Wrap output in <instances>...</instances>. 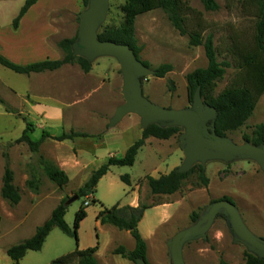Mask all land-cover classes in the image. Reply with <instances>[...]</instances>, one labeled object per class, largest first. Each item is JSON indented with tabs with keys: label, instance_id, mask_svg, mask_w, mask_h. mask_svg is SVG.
<instances>
[{
	"label": "rangeland",
	"instance_id": "1",
	"mask_svg": "<svg viewBox=\"0 0 264 264\" xmlns=\"http://www.w3.org/2000/svg\"><path fill=\"white\" fill-rule=\"evenodd\" d=\"M91 1L88 0L87 7L82 6L81 0L43 1L42 4L45 2L52 5L64 3L70 8L76 4L79 8L77 14L66 12L52 15L54 19L63 22L59 27V36L52 39L56 46L58 40L63 39L76 37L77 42L80 15L90 7ZM182 1L191 10L200 13L201 18L207 24V30L203 36L208 34L212 36L217 52V61L227 62L231 66L225 69L222 80L216 85L214 95H217L230 82L235 72L232 67L234 57L229 50L230 44L236 38L250 41L254 17L241 11L237 0H215L218 5L216 11H205L199 0ZM24 2L25 0H0V20L10 18L4 11L8 13L10 9H13L12 13L17 14ZM124 2L125 0H106L102 8L105 18L97 26L91 23L89 34H97L104 27H117L123 18L121 8ZM182 16L188 31L196 28L197 21L194 13L186 11ZM135 37L137 46L141 48L140 60L150 66L148 68L150 71L162 64H170L173 67L172 71L167 73L164 78L158 79L159 88L155 86L153 80L156 79L155 77H137L139 85L142 86L143 95L154 105L165 107L167 110L181 107L178 102L173 104L172 101L183 102L185 109L192 110L193 103L187 102L185 75L195 69L206 68L207 60L203 47L189 46L188 37L179 35L169 23L166 13L159 9L137 18ZM97 62L96 67L91 69V73L94 72L96 76L103 77L107 81L110 78L114 60L100 58ZM5 72L15 77L11 71L6 69ZM121 79V74L117 72L116 83L113 86L115 92L113 99L119 104L124 103L120 90L121 84H123ZM63 84L66 85L65 78L59 81L58 86ZM94 86L96 84H93L92 87ZM25 87L27 86L22 84L19 87L20 92ZM92 87H88L84 91V95L87 96L84 103L77 102L75 106L66 110H69L68 113L71 115H77L81 110V114L84 113L87 118V127H92L91 130L95 131L99 125L98 121L89 122V118L97 117L100 112L110 109V106L107 107L108 104L103 102L98 104V101H101L104 94L108 92L105 90L92 94ZM159 93L164 99L155 96ZM0 109L5 112L4 117H0V189L7 163L13 172V185L19 190L21 196V200L16 206H10L0 197L2 220L0 249H7L32 237L35 229L49 218L53 209L62 200H68L76 195L77 190L85 183L82 182L90 170H95L105 161L107 162L105 160L107 153L111 152L114 153V156L120 157L122 148L118 147L119 139H112L117 138L116 135L105 138L104 145L99 147H94L97 144L95 139L79 140L76 144H74V140L58 142L49 135L48 132H52L48 129L49 124H46L47 128L42 123L30 122L21 113V108L14 105L13 100L9 99L6 94L0 93ZM130 121L126 118L120 125L124 124L123 127L131 132L130 137H132L133 125ZM210 122L208 120L200 126V133L204 137L211 134ZM28 123L31 124V127H28ZM258 124H264V94L257 102L255 110L246 124L238 131L227 134L226 143L244 145L242 136L250 135ZM178 125L182 128L179 135L166 141H158L154 145L146 143L138 152L132 166H111L107 174L98 182L95 191L66 206L64 221L70 230H73L74 216L79 207L85 208L86 218L80 223L77 230V247L79 250H83L98 245V251L95 254L97 264H133L113 254L119 246H123L128 251L133 249L134 241L130 234L109 225H101L95 218L103 208L109 209L117 203L120 206L130 204L134 191L139 193V203L160 204L159 207L146 210L145 216L137 227L139 232L145 234L159 226L146 244L149 264H173L170 244L175 235L203 226L212 204L215 201L224 200V198L234 204L244 231L250 237L264 243V170L253 157L233 155L228 160H224L223 156L208 159L203 165L206 177L209 179L206 188L196 187L194 185L196 179L191 177L180 191L172 195L153 196L150 194L146 185V176L157 178L169 173L174 165H178L179 169L182 166L183 150L186 143L180 140V136L186 135L187 141L190 140V137L187 126L181 123ZM52 127H55L54 130L57 133L67 130L66 124H63V128L59 129L57 126ZM26 128L29 130L27 134L32 141L42 139L36 153H32L26 144L15 142ZM137 140H133L132 145ZM127 141L129 140L127 139ZM72 148H78L80 161L88 168L87 170L86 167L84 170L66 169L69 182L64 187L58 188L45 176L43 163L47 161L55 164L54 159L56 158H71ZM197 164H201L199 160L195 161L192 167ZM122 176H128L129 185L121 180ZM30 178L36 180L39 185L37 194H32L25 186L26 180ZM92 199L97 202L91 203ZM86 203L88 204L86 205ZM192 216H196V222L191 221ZM235 238L227 212L220 209L216 212L210 228L203 236L189 237L179 243L180 259L183 264H217L220 259L228 264H244L245 254L261 256L258 251L244 242L236 241ZM75 249V237L67 236L54 228L47 236L41 250L27 252L19 264H50L53 260L73 252ZM0 264L5 263L0 260Z\"/></svg>",
	"mask_w": 264,
	"mask_h": 264
},
{
	"label": "trees",
	"instance_id": "2",
	"mask_svg": "<svg viewBox=\"0 0 264 264\" xmlns=\"http://www.w3.org/2000/svg\"><path fill=\"white\" fill-rule=\"evenodd\" d=\"M37 1L25 0L17 17L13 20L12 26L14 28L18 26L19 20ZM199 1L205 11L218 10L215 0ZM81 3L83 7L88 6V0H81ZM237 3L241 11L254 17L252 35L250 41L237 38L232 40L229 50L234 57L232 67L235 72L230 82L217 95H214L216 85L222 80L225 69L231 66L227 62L217 61V52L212 36L210 34L203 36V33L207 30V24L201 18L200 13L188 8L182 0H125L121 8L123 18L120 24L117 27L102 28L97 33V39L101 42L112 41L127 46L135 61L146 68H150L146 62L140 60L141 48L137 46L134 38L135 21L137 17L157 9L166 13L169 23L179 35L188 37L189 46L203 47L207 60L206 68L195 69L185 75L188 103L191 104L193 102L194 95L199 90L203 104L213 108L216 113L212 124L214 134L217 137L224 138L227 134L238 131L246 124L247 120L252 116L257 102L264 94V0H237ZM186 11H191L196 16V28L190 31L187 30L185 19L182 16L183 12ZM75 42L76 37L63 39L57 43V48L62 53L60 60H44L28 65H18L0 55V66L16 74L30 75L55 71L65 65H70L77 66L84 74H87L91 71L92 64L85 58L73 54L72 46ZM172 69L173 67L170 64H162L153 70L152 76L164 78ZM27 125L31 127V124L28 123ZM28 131L26 128L21 137L15 142L26 144L32 153H36L42 139L32 141L27 134ZM181 132L182 128L179 126H163L160 122L149 124L142 129L140 139L127 149L123 158H109L106 163L92 171L82 187L77 190L76 195L78 198H83L95 191L99 180L107 174L111 166H132L138 152L148 138L165 141L179 135ZM85 136L82 133L70 132L69 134L63 133L53 139L62 142ZM242 140L244 143L254 147L264 146V124L256 125L250 135L242 136ZM43 172L47 179L58 188L64 187L69 182L66 173L54 163L44 161ZM191 177L196 179L194 184L196 187L206 188L209 184L205 170L200 164L194 165L187 172H179L178 168H175L168 174L161 175L156 179L146 176L145 180L151 195L169 196L180 191ZM121 180L129 185L128 176H122ZM25 186L32 194H37L39 191V185L33 178L27 179ZM0 197L7 201L10 206H16L21 200L19 190L13 185V172L7 163L2 176ZM224 200L230 201L227 198H224ZM65 202L66 200H62L53 209L49 218L35 229L32 237L6 249L5 254L12 264H19L20 260L29 251L37 252L41 250L47 236L54 228H57L67 236L75 237L76 249L53 260L50 264H97L95 254L98 251V245L83 250H79L77 247V230L80 223L86 218L85 208L79 207L74 216L73 230H70L64 221L66 213ZM96 202L95 199L91 200V203ZM159 205V203L150 205L139 203L137 207H130L120 206L117 203L109 209L103 208L98 212L95 218L97 222L101 225L112 226L119 231L128 232L134 241V249L132 251L129 252L123 246H119L114 250V255H118L133 264H136L137 260L149 264L146 254V242L141 237L137 227L144 212ZM196 219V216H192L191 221L196 222ZM217 264L228 263L220 259ZM244 264H264V258L245 254Z\"/></svg>",
	"mask_w": 264,
	"mask_h": 264
},
{
	"label": "crops",
	"instance_id": "3",
	"mask_svg": "<svg viewBox=\"0 0 264 264\" xmlns=\"http://www.w3.org/2000/svg\"><path fill=\"white\" fill-rule=\"evenodd\" d=\"M43 1L44 0H38L36 4L30 7L24 16L19 20L18 26L16 28L12 26V23L19 12L17 14L14 12L12 13L13 9H10L8 13L7 11H4L8 17L10 16V18L7 20H0V55L10 62L18 65H28L44 60L56 61L62 58L61 51L57 48L56 44L52 42V39L59 36V27L63 24V22L61 20L54 19L52 15L66 12L77 14L79 8L76 4L74 7L70 8L65 6L64 3L52 5L49 2H45L42 4ZM136 21L134 27L136 26ZM134 38L136 40L135 32ZM100 58H112L114 60V63L111 66V75L107 81L103 77L96 76L94 72L91 73L90 71L89 73L84 74L78 67L70 65H65L55 71H47L30 75L16 74L11 71L15 74V77L11 76L8 72H5L6 68L0 66V93L6 94L9 99L13 100V104L21 108V113L26 118H28L30 122L42 123L47 128L48 126H46V124H49L50 126L48 129H50L52 132L48 133L51 137H57L63 133L69 134L70 132H78L86 134V136L74 138V144H76L79 140L86 141L89 139H95L97 144H95L94 147H99L104 145L105 138L116 135L117 138L112 139L120 140L118 147L122 148L121 156L116 157L113 155L114 153L109 152L106 154L105 160H108L109 158L121 159L124 157L127 149L132 145L133 140H137L141 137V132L143 129L141 126L142 119L134 113H126L113 126H109L110 120L114 117L116 109L121 105L113 99L115 96L113 86L116 83L117 72L121 74V78L122 73L118 60L114 56L106 54L97 56L92 60V70L94 67H96L95 65H97V61ZM7 71L10 70L7 69ZM64 78L66 80V85L63 84L58 86L59 81L63 80ZM158 79L161 78L153 79L157 88H159ZM121 81L123 83L122 79ZM22 84H25L27 87H25V89L21 90L22 92H20L19 87L22 86ZM93 84H96V86L92 87ZM88 87H92V94H96L99 91L105 90L108 92L105 94L103 93L104 97H102L101 101H98V104L101 102L108 104L107 107L110 106V109H106L104 112H100V115H97V117L89 118L88 120L89 122L98 121L99 125H97L95 128V131L91 130L92 127H87V118L84 116V113L81 114V110L80 113H77V115H71L68 113L69 110H66L71 106H75V103L77 102L84 103L87 100V96L84 95V91ZM120 90L122 91V84ZM142 96L146 98L143 95V92ZM155 96L158 98H163L161 93ZM177 102L181 107L174 109V111L185 109L183 102L172 101L173 104ZM151 104L154 105L153 103ZM80 105L82 104L80 103ZM154 106L165 109V107H160L157 105ZM4 115L5 112L0 109V117H4ZM126 118L129 121L131 120L130 123L133 125L132 137H130L131 132L128 129L125 130V127H123L124 124L120 125ZM63 124H66L67 130H63L61 133H57L54 130L55 127H52L57 126L58 129L60 127L63 128ZM127 139L129 141H127ZM158 141L163 140L148 138L145 141V144L153 143L154 145L157 144ZM73 149H75V151H73ZM72 152L73 155L71 158L68 157L66 159H54L55 164L65 173L66 169L84 170L86 167L85 165H82V162L80 161V153L78 148H72ZM177 166L178 165L172 166L170 171L177 168ZM87 168L88 167H86V170ZM92 171L94 170H90L82 183L86 181ZM138 203L139 193L134 191L132 201L126 206L137 207ZM145 212L143 217L146 214ZM1 221L2 220L0 217V225ZM141 221L142 219L140 222ZM158 227L159 226L147 232L145 231V234L139 232L146 244L148 240L153 237ZM5 251L6 248L0 249V260L5 264H12L11 260L6 256Z\"/></svg>",
	"mask_w": 264,
	"mask_h": 264
},
{
	"label": "water",
	"instance_id": "4",
	"mask_svg": "<svg viewBox=\"0 0 264 264\" xmlns=\"http://www.w3.org/2000/svg\"><path fill=\"white\" fill-rule=\"evenodd\" d=\"M106 0H92L90 7L81 15V21L78 29V40L72 46L75 56L85 58L90 63L100 55L114 56L120 66L122 73V97L124 103L121 104L115 112L114 117L110 120L109 126H113L126 113H134L138 115L142 121V128H146L151 123L160 122L161 125L179 126L178 123L187 126L190 140H186V135H181L180 140L186 143L183 150L184 161L179 172H187L192 168L195 161L199 160L203 167L208 159L223 156L224 160L230 159L233 155H247L256 159L264 170V148L254 147L248 143L244 145H232L226 143L224 138L217 137L214 134L213 121L215 119V111L213 108L203 104L202 99L197 90L193 98V109H183L179 111L161 109L152 105L142 96L141 86L137 77L152 76L153 71L135 61L131 51L127 46L117 44L112 41L101 42L97 39V34H89L90 24L99 25L105 18V12L102 10ZM205 107V109H204ZM211 121L210 132L208 137H204L200 133V126L203 123ZM225 142V143H221ZM204 168V167H203ZM78 200V196L74 195L65 202V206L72 204ZM223 209L227 212L231 228L236 236V241L244 242L252 249L258 251L264 258V243L250 237L242 228L235 206L227 200L215 201L203 226L195 227L186 231H182L175 235L170 244L171 260L173 264H183L179 255V243L189 237L203 236L210 228L215 214L218 210ZM136 264H145L141 260H137Z\"/></svg>",
	"mask_w": 264,
	"mask_h": 264
},
{
	"label": "built area",
	"instance_id": "5",
	"mask_svg": "<svg viewBox=\"0 0 264 264\" xmlns=\"http://www.w3.org/2000/svg\"><path fill=\"white\" fill-rule=\"evenodd\" d=\"M88 203H86V205H87Z\"/></svg>",
	"mask_w": 264,
	"mask_h": 264
}]
</instances>
